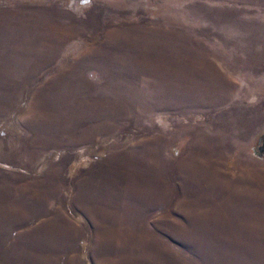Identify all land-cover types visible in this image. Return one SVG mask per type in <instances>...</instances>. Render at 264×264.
Returning a JSON list of instances; mask_svg holds the SVG:
<instances>
[{
  "label": "rangeland",
  "instance_id": "1",
  "mask_svg": "<svg viewBox=\"0 0 264 264\" xmlns=\"http://www.w3.org/2000/svg\"><path fill=\"white\" fill-rule=\"evenodd\" d=\"M264 0H0V264H264Z\"/></svg>",
  "mask_w": 264,
  "mask_h": 264
},
{
  "label": "flooded vegetation",
  "instance_id": "2",
  "mask_svg": "<svg viewBox=\"0 0 264 264\" xmlns=\"http://www.w3.org/2000/svg\"><path fill=\"white\" fill-rule=\"evenodd\" d=\"M256 151L259 154H264V137H260L257 142Z\"/></svg>",
  "mask_w": 264,
  "mask_h": 264
},
{
  "label": "trees",
  "instance_id": "3",
  "mask_svg": "<svg viewBox=\"0 0 264 264\" xmlns=\"http://www.w3.org/2000/svg\"><path fill=\"white\" fill-rule=\"evenodd\" d=\"M80 247H81V258H82V260L84 261V264H89L88 263V261H87V258H86V256H85V253H84V248H85V243L84 242H82L81 244H80Z\"/></svg>",
  "mask_w": 264,
  "mask_h": 264
}]
</instances>
